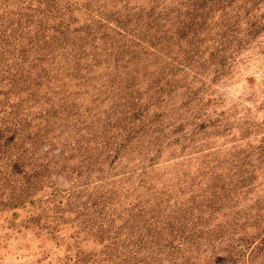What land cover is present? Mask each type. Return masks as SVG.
<instances>
[{"label": "rangeland", "instance_id": "obj_1", "mask_svg": "<svg viewBox=\"0 0 264 264\" xmlns=\"http://www.w3.org/2000/svg\"><path fill=\"white\" fill-rule=\"evenodd\" d=\"M0 264H264V0H0Z\"/></svg>", "mask_w": 264, "mask_h": 264}]
</instances>
